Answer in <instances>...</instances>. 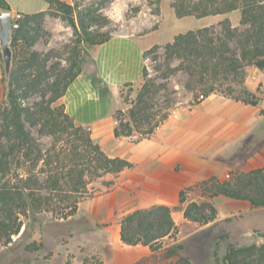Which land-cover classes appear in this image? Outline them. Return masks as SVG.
<instances>
[{
  "label": "trees",
  "instance_id": "trees-1",
  "mask_svg": "<svg viewBox=\"0 0 264 264\" xmlns=\"http://www.w3.org/2000/svg\"><path fill=\"white\" fill-rule=\"evenodd\" d=\"M45 1L50 4L49 11L53 5L57 7V12L74 27L88 50L95 51L111 38V35L101 37L90 30V22L82 16L79 29L71 3ZM173 6L178 17H209L211 23L222 21L223 25L220 34L211 31L209 26H202L178 33L167 43L166 60H180L178 69L188 75L186 87L193 92L195 104L214 92L233 95L236 90L232 84L244 82L247 67L264 69V0H174ZM0 8L11 10L7 0H0ZM47 12L16 13L15 18L18 27L12 43L11 88L5 92L0 107V241L6 247L0 253V264L13 249L19 256L11 264H36L31 261L30 254L40 252L45 245L33 240L22 246L23 238L27 234L31 237L37 224L42 225L46 217L55 221L74 216L81 199L91 194L89 185L94 180L105 175L115 176L133 167L128 159L109 154L93 136L92 129L66 110L64 95L73 80L85 72L86 66L94 67L91 73H85L92 83L98 87L101 82L94 59L85 56L83 62L78 65L74 62L73 67L54 78L55 75L47 70L48 59L42 58L36 50L29 51L40 39V28ZM57 12L54 14H59ZM144 71L145 67L136 82L118 87L121 91L134 84L138 91L126 104L128 118H117L113 130L116 137L131 136L135 132L149 136L170 115L173 98L166 107H155L158 93L168 90V85L162 84L152 92ZM36 92L41 93L39 100L32 104L25 102ZM242 92L248 97L237 94L234 95L236 100L252 105L258 103V98L247 90ZM109 94L101 93V97ZM112 103L110 111L115 109L114 98ZM43 136L51 137L52 143L45 145ZM112 184L113 180H109L105 186ZM201 186L205 188L207 199L186 203V193L191 187L183 188L179 191L177 206L183 209L187 220L197 225L217 219V208L210 200L217 196L247 200L254 208L264 207V166L236 171L228 180L211 176L203 180ZM172 212L173 207L164 203L126 212L121 219L123 242L128 245L141 243L149 245L154 252H163V264H194L182 253L181 244L164 243L165 239L175 238L179 233ZM20 249L25 254L22 250L19 252ZM225 260L226 264H264V241L240 246L230 244Z\"/></svg>",
  "mask_w": 264,
  "mask_h": 264
},
{
  "label": "rangeland",
  "instance_id": "rangeland-1",
  "mask_svg": "<svg viewBox=\"0 0 264 264\" xmlns=\"http://www.w3.org/2000/svg\"><path fill=\"white\" fill-rule=\"evenodd\" d=\"M71 4L74 5V17L79 29V18L82 16L87 22H90V30L95 33L98 32L101 37L106 35L112 36L122 31L127 33L134 32L138 33L137 40L141 45L154 43L145 51V81L151 83L152 92L162 84L168 85V90L162 89L158 93L156 108L166 107L172 98L174 101L171 104L168 119L151 135L159 138L172 135L177 138H175L177 141H181L185 138V131L187 134V129H192V126L189 125V120H194V125L199 123L194 127V130L198 132L194 134V139L197 141L201 138V135L204 136L202 131L206 127L209 129V133L207 134L213 137L216 129L221 124L238 123L236 118L239 117L247 120L256 119L254 120L252 130L246 136L242 137L240 142L242 151L241 153L239 152L240 157L236 158H240L246 163L247 154L249 156L258 152L257 155H259L261 150L264 152V69H259L255 66L247 67L244 82L232 84L236 90L233 95L214 92L200 103L195 104L193 102V92L186 87L188 75L185 71L178 69L180 60L175 59L171 62L166 60L165 52L167 43L172 41L175 34L187 32L193 27H200L206 24L209 19L198 20L192 17L178 18L173 6L174 0H72ZM56 12L57 7L53 5L52 10L47 12L43 19L40 28V39L29 47V51L36 50L40 52L42 58L48 59L46 61L47 70L55 75L53 76L54 78L58 74L64 73L74 62L78 65L85 60V56L89 57L87 44L80 41L78 32L62 16L63 14L59 12H57L59 14H54ZM207 26L215 33L220 34L223 32L222 21L210 22ZM238 27L240 29L244 28L243 25H238ZM0 59L3 68L2 57ZM136 81L137 79L129 83ZM243 89L258 98L256 105L235 99L234 95L237 94L248 97V94L242 92ZM137 91V86L134 84L124 87L120 91V103H117L114 99L115 109L110 111L111 114L103 122V125L107 127L109 123H113L115 126L119 116L128 118L126 104L130 103L136 97ZM40 98L41 93L36 92L24 100L32 104ZM112 104L111 102V108ZM260 118L263 121L258 122L257 119ZM201 119L206 120L203 123L204 126L201 122H196ZM90 128L92 129L93 136L112 155L125 152L137 156L136 151L138 150L139 143L151 137V135H141L139 132L120 138H111L109 134H103L99 137L97 136L95 126L92 125ZM35 135L38 136L37 132H35ZM41 139L47 146L53 141L49 136H43ZM195 154L201 155L202 153L197 151ZM239 155L236 153L235 155L232 154V156H225L224 154L222 155L223 157H219V161L226 163L228 159H233L234 156ZM186 158H179L175 162L174 170L177 174L188 173L199 167L200 169H204V171L206 170L205 167L207 166L200 164L201 161L198 163L190 161L188 163L185 160H191V158L187 156ZM210 161H218V157H212ZM249 166L251 168L257 167L252 164H243L244 169L236 168L237 170H231L226 167L227 169L225 171H220V173L224 172L222 174L223 176L219 174L220 176L217 177L221 180H228L234 172L246 171V168ZM133 168V170L126 169L127 173L130 174L126 173L125 176H122L124 180L132 178L133 186H122L123 182L120 185H115L116 181L119 180L117 177H121L122 174L116 176L105 175L102 178L94 180L89 185L91 194L81 199L79 203V208L81 207L83 213L78 208L76 214L69 219L52 221L51 217H46L41 223L42 225L37 224L31 237L27 234L21 244L24 246V244L33 240L38 243H44L45 246L40 252L30 254L31 261H35L36 264L104 263L100 254L91 253L90 240L96 236V233L91 228L90 219L86 215L90 209L87 201L92 199L96 192L103 190L114 192L115 196H117V201H122L128 192L131 194L139 193L140 195L142 193V184L138 183V173L136 172L138 169L137 163L134 164ZM109 180H113L114 185L107 187L105 183ZM202 181L183 185L182 188L191 187L186 193V203L191 201L200 202L207 199L205 188L201 186ZM103 214L104 212L102 210L97 212L99 218H102ZM27 222L26 219L25 224ZM202 226L195 223L187 224L183 226V232L180 236L177 234L175 238L164 240V243L172 242L181 244L182 253L188 256L194 264H226L225 256L230 244L240 246L251 243H262L264 241V207L253 208L249 212H244L236 217L229 218L225 222L210 224L204 226V228H201ZM16 238L18 236H15ZM5 248L3 242L0 241V253ZM21 250L23 251V249L18 251L20 252ZM23 254H25L24 251ZM18 256L19 253L17 250L13 249L1 264H11L15 257ZM162 256L163 252H154L152 256L143 258L144 260L141 259L143 261L139 260V264H163L164 260L161 259ZM85 259L86 262H84Z\"/></svg>",
  "mask_w": 264,
  "mask_h": 264
},
{
  "label": "crops",
  "instance_id": "crops-1",
  "mask_svg": "<svg viewBox=\"0 0 264 264\" xmlns=\"http://www.w3.org/2000/svg\"><path fill=\"white\" fill-rule=\"evenodd\" d=\"M64 1L68 3L72 2V0ZM7 2L10 4L11 10L16 13L33 14L42 11L47 12L50 9V4L45 0H7ZM190 17L198 20L209 19L202 26L210 24L209 17L188 16L182 18ZM200 27H193L189 30ZM137 36L138 33L122 31L113 34L108 41L97 47L95 51L89 50L88 56L94 59L95 68L101 78V82L96 87L89 76L85 74L91 73L94 67H85L86 71L83 74H79L73 80L64 95L66 110L75 119L89 127L94 125L99 137L103 134H109L111 138H120L114 135L113 123H109V126L106 127V125H103V122L111 114L112 98L117 103H120V91L118 87L135 81L143 73L145 51L154 43L141 45L137 40ZM107 92H110V94L101 97V93ZM4 95L5 86L0 59V105ZM236 119L238 123H224L218 126L214 135L216 137L208 135L209 129L206 127L202 131L204 136L201 135V138L197 141L194 139V134L198 132L194 130V127L199 123L194 125V120H189V125L192 126V129H187V134L185 131V138L181 141H177V138L172 135L163 138L151 135L150 138H146L139 143L138 150L136 151L137 156L125 152L116 154L131 161L133 166L137 163L138 169L136 172L138 173V183L142 184V193L139 195V193L131 194L128 192L122 201H117V196H115L114 192L103 190L96 192L95 196L87 201L90 209L86 215L90 219L91 228L96 233V236L90 240L91 253L100 254L104 264H134L143 258L152 256L154 251L149 245L141 243L128 245L123 242L121 238V219L126 212L136 208H146L155 203L168 204L173 207L172 216L179 227L178 235L180 236L183 232V226L193 224V222L184 217L183 209L177 208L179 204V191L183 189V185L198 182L211 176H220L219 174L222 175L224 173H220V171H225L226 167L231 170H237L236 168L244 169L243 164H252L257 167L264 166V152L262 150L259 155H257L258 152L249 156L247 154L246 163L240 158H236L240 157L239 152L241 153L242 151L240 144L242 137L252 130L254 120H256H247L240 117ZM261 120L263 121L261 118L257 119L258 122ZM205 121V119H201L196 122L203 124ZM188 132L190 133L188 134ZM197 151H200L202 154H195ZM236 153L239 156H234L233 159L226 157L230 160H227L226 163L219 161V157H223L222 155L224 154L225 156H232V154L235 155ZM186 156L191 158V160L184 159L186 162L190 163L192 161L198 163L201 161L200 164L207 166L205 167L206 170L204 171V169H200L199 167L188 173L177 174L174 170V164L179 158H186ZM212 157H218V161L209 162ZM133 169V167L127 168V170ZM246 169L251 170L253 168L249 166ZM126 173V169L119 173L122 175L121 177H117L119 180L116 181L115 185H120L123 182L122 186H133L132 178L124 180V177H122ZM112 185H114V182ZM210 200L217 208L218 217L201 228L210 224L225 222L229 218L249 212L254 208L247 200L226 196H217ZM79 210L81 211V207ZM101 210L104 214L102 218H99L97 212Z\"/></svg>",
  "mask_w": 264,
  "mask_h": 264
},
{
  "label": "water",
  "instance_id": "water-1",
  "mask_svg": "<svg viewBox=\"0 0 264 264\" xmlns=\"http://www.w3.org/2000/svg\"><path fill=\"white\" fill-rule=\"evenodd\" d=\"M15 18V11L0 8V53L3 61L5 92H8L11 88L12 71L14 68L12 43L14 37L13 22Z\"/></svg>",
  "mask_w": 264,
  "mask_h": 264
},
{
  "label": "built area",
  "instance_id": "built-area-1",
  "mask_svg": "<svg viewBox=\"0 0 264 264\" xmlns=\"http://www.w3.org/2000/svg\"><path fill=\"white\" fill-rule=\"evenodd\" d=\"M18 27V24L15 22V20H14V22H13V28H14V30H15V28H17Z\"/></svg>",
  "mask_w": 264,
  "mask_h": 264
}]
</instances>
